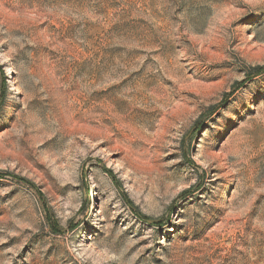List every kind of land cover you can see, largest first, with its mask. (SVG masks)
<instances>
[{"label": "rangeland", "instance_id": "rangeland-1", "mask_svg": "<svg viewBox=\"0 0 264 264\" xmlns=\"http://www.w3.org/2000/svg\"><path fill=\"white\" fill-rule=\"evenodd\" d=\"M264 0H0V264H264Z\"/></svg>", "mask_w": 264, "mask_h": 264}, {"label": "trees", "instance_id": "trees-1", "mask_svg": "<svg viewBox=\"0 0 264 264\" xmlns=\"http://www.w3.org/2000/svg\"><path fill=\"white\" fill-rule=\"evenodd\" d=\"M261 70H263L262 72H264V67L260 68Z\"/></svg>", "mask_w": 264, "mask_h": 264}]
</instances>
